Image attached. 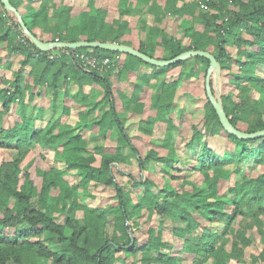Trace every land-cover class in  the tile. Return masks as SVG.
I'll return each instance as SVG.
<instances>
[{"label": "trees", "instance_id": "16d2710c", "mask_svg": "<svg viewBox=\"0 0 264 264\" xmlns=\"http://www.w3.org/2000/svg\"><path fill=\"white\" fill-rule=\"evenodd\" d=\"M96 1L86 0L73 21V6L67 0H10L42 41H110L166 60L190 50L213 53L218 66L210 85L229 120L240 131L264 130V0H118L111 18L108 7L96 6ZM202 2L208 9L201 8ZM148 14L154 16V23L148 22ZM132 15L140 17L143 33L136 45L125 40L132 32L128 20ZM170 16L181 18V38L163 26ZM0 46L8 57L22 56L14 69L13 60L0 55V147L16 151L13 159L0 163V264H185L183 257L165 250L166 223L183 239L182 250L192 255V264H207L211 258L216 264H230L240 262L252 244L250 230L257 227L264 235V135L241 139L230 133L207 94L201 125H194L190 135L172 116L183 72L200 65L205 79L210 65L206 56L161 67L134 54L100 47L75 49L100 59L119 58L122 63L116 70L88 69L66 53V47L40 50L2 0ZM56 53L62 55L51 59ZM141 65L151 67L153 73L140 76L127 97L119 82ZM176 68L181 71L179 80L167 82V71ZM226 71L233 87L228 92L221 85ZM152 79L157 86L150 103L155 113L140 119L139 132L165 148L164 155L155 148L141 154L116 104L117 94L131 117L142 116L143 93ZM46 89L57 94L63 90L65 98L60 117L42 126L36 124L39 111L27 115L26 110L30 104L39 106L34 102ZM97 90L102 95L94 101ZM73 103L78 105V117L72 124L68 118ZM157 122L167 126L160 142L153 138ZM111 131L117 132L115 140L109 139ZM88 132L96 138L92 145L84 136ZM216 139L223 141L220 152L212 144ZM46 147L61 149L62 165L45 166ZM33 149L43 160L35 166V177L33 165L23 167ZM252 157L261 171L236 179ZM133 160L139 166L136 175L124 168ZM157 163L163 165L164 177L154 179L146 170ZM228 166L235 170L223 172ZM192 173H199L200 183L190 179ZM222 180L227 182L225 193L219 191ZM101 186L114 189L116 203L89 202ZM52 189H58L54 196ZM80 191L89 200L81 201ZM66 207L68 214L61 220ZM144 212L149 220L159 218L160 228L145 226L147 240L140 243L139 218ZM107 225L112 227L110 236ZM252 260L264 264V250Z\"/></svg>", "mask_w": 264, "mask_h": 264}, {"label": "rangeland", "instance_id": "374dc122", "mask_svg": "<svg viewBox=\"0 0 264 264\" xmlns=\"http://www.w3.org/2000/svg\"><path fill=\"white\" fill-rule=\"evenodd\" d=\"M68 3L74 2L72 9V13L74 12H79L80 7H78V2L79 0H67ZM103 1L100 3H96L97 6H102ZM111 18V14L109 15ZM245 36H249L248 34L245 33ZM232 50V49H231ZM235 51V50H233ZM0 55H4L6 58L8 55H6L4 47L0 46ZM14 62V69H18L19 67V60L22 59V56L18 55H13L11 56ZM10 57V58H11ZM233 70H237L236 65L232 68ZM4 74L6 73L5 70H2ZM180 69H170L167 71L165 80L167 82L169 81H174V80H179L180 77ZM203 68L200 65H195L194 71H184L182 74V78L179 83V87L177 88V101L174 105L173 109V119L177 124H183L187 129V133L190 135L192 132V128L194 125H201V119L204 115L203 113V104L206 98V85H205V79L203 76ZM169 73V74H168ZM9 76H11V71L7 72ZM168 74V75H167ZM231 78V75L226 71L222 75V88L224 91H230L233 90L232 84H230L229 79ZM153 82V79L150 81V84ZM149 84V85H150ZM128 85H131L128 83ZM0 86L1 85V80H0ZM133 86V85H131ZM129 86V87H131ZM150 87V86H149ZM121 90V89H120ZM43 96L37 97L35 102L38 107H36L35 104H30L26 110V114L28 115L31 113V111H39L38 119L36 121L37 125H42L44 126L49 119H58L61 115V110H60V102H61V97L53 92L52 90H43L42 91ZM96 95L93 96L94 101H98L101 97L102 94H100V90L95 91ZM152 93H156L155 90H148L147 92L143 93L142 100L145 101L146 106H145V111L142 116H136L134 115L133 117L128 116V111L122 107L121 100L119 96L116 94V104L119 109V116L122 120H124V123L128 126L130 130V135H132V141L133 143L139 148L141 154H146L147 150L150 148H155L160 155H164L167 151L165 148L162 146H157L155 145L154 141H149L148 139H145L142 135V133L139 132V121L140 119H146L147 116L149 115H154V109L151 106V95ZM100 94V95H99ZM127 97L129 96V93H124ZM63 95V94H62ZM64 97V95H63ZM62 97V98H63ZM53 100V101H52ZM64 102V101H63ZM70 102V101H69ZM72 103V102H71ZM74 104V103H73ZM35 105V106H34ZM0 107H1V102H0ZM73 107V106H72ZM39 108V109H38ZM18 107L14 105L13 111L16 112ZM182 112V114H180ZM182 115V116H181ZM66 117V116H63ZM78 117V110L74 108L71 111V115L68 118V121L74 122ZM14 119V116L10 118V121H5L4 126H7L9 123L12 122ZM73 124V123H72ZM166 124L163 122H157L155 125L154 129V134L153 138L155 141L160 142L164 138V135L166 133ZM85 138L91 142V145L95 141V136L93 133H86ZM117 137V132L111 131L109 134V139L110 140H115ZM0 140H1V135H0ZM223 140V138H222ZM220 139H216L215 141L212 142V144L216 147V149L220 152L223 150V141ZM177 143L180 146V148L184 147V143L181 140V135L178 136ZM129 153L128 149L125 150V153ZM40 151L38 149L31 151L27 158L24 160L23 167L29 168L30 165H33L31 167L32 171V176L35 177V166L38 163H41L43 160H40ZM42 155L45 157V166H60L63 163V160L60 156L61 149L54 148V147H46L42 151ZM16 156V151L14 148H7V147H0V163L3 161H8L13 159ZM37 156V157H36ZM36 157V159H35ZM98 159V157H97ZM99 164V159L96 162ZM124 168H126L127 171H129L131 174L136 175L139 173V166L137 164V161H134L128 165L124 164ZM163 165L157 163L156 165H151L147 170L146 173L152 178H157L159 177H164L163 172H162ZM261 166H259L257 163L254 162V157H252L249 162H247V165H245L242 169L241 172L242 174L240 176H236V179H242L243 177H250V176H256L258 173L261 171ZM235 170L234 166H228L223 172H232ZM190 179H194L196 183H200L201 181V176L199 173H196V175L190 174ZM71 180H73V177H69ZM39 179V178H38ZM235 180V177H234ZM175 184V181H173ZM227 188V182L225 180H222L220 182V187L219 191L221 193H225ZM58 189H52L51 193L54 196L57 194ZM96 197L95 199H87V195H85L84 192L80 191L79 192V199L83 202H86L89 200L91 203L95 204H101L104 203L106 204H111V203H116L117 200V195L114 192V189L111 187H104L101 186L97 191H96ZM80 213V212H78ZM68 214V208L66 207L65 212L61 215L60 219H65ZM159 218H151V220L147 219V214L144 212L143 215L140 216L139 218V223L141 224L140 226V231L138 232L139 236V242L144 243L147 240V233L144 230L145 226H148V224L155 226L156 228H160L159 224ZM262 224L264 226V216H262ZM111 226L107 225L105 230L110 236L112 234ZM143 230H142V229ZM9 233H14L13 230H8ZM250 234L253 237V242L250 244V246L246 247L245 249V254L242 257L240 262L236 261H231L230 264H256L252 260V256L258 254L260 251L264 250V235H260V233L257 230V227L255 229L250 230ZM163 238L167 242V248L165 249L167 252H169L171 255H177L179 257H183V263L185 264H192V255L183 252L182 250V242L183 239L179 238L178 236L174 235L171 230V224L166 223V227L163 230ZM230 246V243L228 244ZM207 264H216L214 263L213 259L211 258L210 261L207 262Z\"/></svg>", "mask_w": 264, "mask_h": 264}, {"label": "water", "instance_id": "95a60500", "mask_svg": "<svg viewBox=\"0 0 264 264\" xmlns=\"http://www.w3.org/2000/svg\"><path fill=\"white\" fill-rule=\"evenodd\" d=\"M2 3L4 4V6L8 9V10H12L15 12L17 18L20 20L21 26L23 28V31L25 34L29 35L30 38L32 39L33 43L42 51H48L54 48H61V47H66L68 48L72 53L75 52V49L78 48H84V47H88V48H103V49H107V50H112V51H119V52H123V53H129V54H134L140 58H142L143 60L147 61L148 63L152 64V65H156V66H161V67H168L170 64H173L175 62H178L180 60L183 59H187L193 56H206L209 60H210V65L208 67L206 76H205V85H206V91H207V96L210 99V101L212 102L219 120H221L223 126L225 127L226 130H228L230 133L236 135L239 138H249V137H253V136H258V135H264V130H261L257 133H249L246 131H240L238 130L231 122V120H229L228 116L225 113V110L222 106V104L218 101V99L216 98V96L213 93L212 90V86L210 85V76L213 72V70L218 66V60L216 58V56L209 52V51H200V50H190V51H186L183 52L173 58H169L168 60L166 59H157V58H153L151 56H149L148 54L139 51L137 49H135L134 47H128L125 45H121L115 42H110V41H94V42H90V41H86V40H79V41H74V42H66V41H59V42H46V41H42L41 39H39L37 36H35L31 30L29 29V27L27 26L26 22L21 18L20 13L16 10V8L11 4L10 0H2Z\"/></svg>", "mask_w": 264, "mask_h": 264}, {"label": "crops", "instance_id": "0c3cea01", "mask_svg": "<svg viewBox=\"0 0 264 264\" xmlns=\"http://www.w3.org/2000/svg\"><path fill=\"white\" fill-rule=\"evenodd\" d=\"M76 1V0H75ZM101 1H103V4L102 6L106 5L110 11V14L112 13L113 15L115 14V8L117 7V1L118 0H97L96 3H100ZM160 3H164L165 0H158ZM73 7H75L74 2L70 3ZM82 6H86V0H79L78 2V7H82ZM97 6V5H96ZM78 13L79 12H74L72 13V17H73V21H77L78 20ZM112 15V16H113ZM114 17V16H113ZM139 16L137 15H132L128 18L129 22H130V26L132 28V32L130 35H127V37L125 38V40L131 42V43H134L135 45L139 43V40L141 38H143V33L141 31H139ZM148 19V22L149 23H154V16L152 14H148V16L146 17ZM163 26L165 28L169 27V32L172 33L173 35H175L176 37L178 38H181L184 34V30L183 28L181 27V18L180 17H168L164 23H163ZM185 39V38H184ZM186 40V39H185ZM15 55H18V54H14ZM4 56V55H2ZM13 56V55H12ZM18 56H21V55H18ZM11 57V56H10ZM8 57V59H12V57L10 58ZM153 73V69L149 66H146V65H141L140 68L138 70H133V72H130L127 76V79L126 81H121L119 82V89H121L124 93H129V97L132 96V91L134 89L133 86L131 85H134V83L136 82V80H138V78H140V76L142 75H147V74H152ZM169 74V73H168ZM167 74V75H168ZM128 83H130L131 85H128ZM131 86V87H129ZM150 87H145V91L147 92L149 89L152 91V90H155L157 88L156 86V80L153 79V82L149 85ZM87 90H89L90 88H86ZM144 91V93H145ZM64 95V91H60L58 92V95L61 97V102L59 103L60 104V110L62 111V107H63V101H64V98L65 96L63 97ZM152 96V95H151ZM63 97V98H62ZM53 101V100H52ZM71 104V103H70ZM73 105V108H74V105H75V109L78 110V105L77 104H72ZM72 108V109H73ZM128 116L130 117L129 113H128ZM75 122V121H74ZM74 122H71V123H74Z\"/></svg>", "mask_w": 264, "mask_h": 264}, {"label": "built area", "instance_id": "2783aa9c", "mask_svg": "<svg viewBox=\"0 0 264 264\" xmlns=\"http://www.w3.org/2000/svg\"><path fill=\"white\" fill-rule=\"evenodd\" d=\"M201 8L208 9V5L205 2H202ZM56 42H59L58 39ZM66 53L71 54V56L75 59L76 62H80L81 65L85 68L90 69H99V70H107L110 68H115L114 70L118 69L122 66V63L119 58L112 59L110 57L102 58L87 54V53H72L69 49ZM61 53H56L50 56L51 59L61 56Z\"/></svg>", "mask_w": 264, "mask_h": 264}]
</instances>
